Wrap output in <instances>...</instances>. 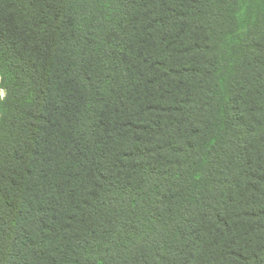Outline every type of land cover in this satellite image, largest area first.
<instances>
[{"label":"trees","instance_id":"1","mask_svg":"<svg viewBox=\"0 0 264 264\" xmlns=\"http://www.w3.org/2000/svg\"><path fill=\"white\" fill-rule=\"evenodd\" d=\"M0 264H264V0H0Z\"/></svg>","mask_w":264,"mask_h":264},{"label":"rangeland","instance_id":"2","mask_svg":"<svg viewBox=\"0 0 264 264\" xmlns=\"http://www.w3.org/2000/svg\"><path fill=\"white\" fill-rule=\"evenodd\" d=\"M0 93H1V96L3 95V91L2 90H0Z\"/></svg>","mask_w":264,"mask_h":264}]
</instances>
